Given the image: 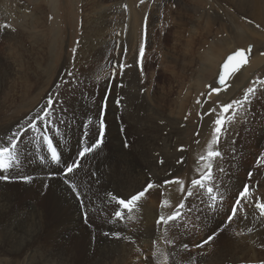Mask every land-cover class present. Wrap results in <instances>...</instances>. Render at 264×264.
<instances>
[{"label": "bare ground", "instance_id": "6f19581e", "mask_svg": "<svg viewBox=\"0 0 264 264\" xmlns=\"http://www.w3.org/2000/svg\"><path fill=\"white\" fill-rule=\"evenodd\" d=\"M110 1L111 0L104 1L106 2L104 10L102 9V7H99V16L94 21V25L87 31L85 40L77 47L76 55L73 59L74 62L72 63L73 65H71V67L73 68L72 73L76 74L74 76H77V74H80L83 69L87 68L83 63H81V61H85L87 63L95 65V67L97 68V75H100L104 78H100L101 83H103L102 87L98 89L93 88L92 90H88L87 87L89 80L78 78V82L74 85H71L74 90L76 89L74 91V95L69 98V101L65 102V104H62V106L64 107H61L60 103L55 102L57 99H63L65 97L64 93L67 88L65 85H67L68 80L71 78L69 76H64L65 74L69 73L68 68H70L69 65L64 64L62 65V67H60L57 78H54L55 81L53 82L52 86L41 93L40 96H38V100L33 107H31L30 104L27 105L25 110H12V103L15 99L14 97H11V91L13 87H15V83H18L20 81L19 83H21L22 85H26L27 89H30V83L28 80L17 78H19L20 75L23 76V74L24 76H29L30 73H28L27 70H30L33 73V66L35 64H29L28 60L30 59L29 57L31 55L29 57L26 56V53H28V50L26 49L27 46L25 47L23 43H16L19 42L20 36L16 28L9 25L10 22L8 16L14 17V10L12 9L11 0H0V25L10 26L0 27V36L2 38V42L9 45L7 46L8 52L12 54V56L8 58H11V60L12 58H14L15 61L17 60L16 63L13 60L10 62L1 61L0 58V137L6 138L7 136L11 135V133L17 128V126L27 129L31 121L36 119L37 116H42L44 114L43 110L50 108L51 110L48 111V119L53 121L54 123L51 125V128L48 130L47 134L53 136L52 139L54 146L57 147L58 154L60 155L59 164H53L50 163L47 159H42V157L46 154L50 156V153H47V146L41 139L42 132L38 130L44 129L46 127V123L37 120V128L28 131L27 134L22 137V141L20 142L21 164L19 168L14 170V172L18 175H29L33 179L31 180V182L27 183L20 180L0 181L1 254L28 255L31 257L45 256L47 258L58 257L59 259H65L76 256H85L86 258V256L114 255V252L121 251V253L124 252L126 255H128L129 258L133 259V257L136 258L137 255L139 256L138 253L142 252L141 249L143 245L147 248H150V246H148V243L158 236L160 224L156 223L158 217L155 211L156 209L154 210L153 208H156L155 206L157 205V197L159 195L158 186L163 180L169 178L171 175L175 174L178 171L176 162L179 158L184 156L182 143L178 139L181 132L185 130L186 123L184 118L186 115L187 103L184 102L179 105L176 104L174 111L173 108L162 104V102H164V99H162L163 97L161 98L158 95V92H149V87L147 88L146 80L143 79L142 75L144 60L142 61L143 57H141L140 55V46L141 44H143L145 54L147 52V49L154 42L153 32L155 28L151 26L153 17L151 12L146 14L145 16L139 15V11L135 9L134 5L131 4V1H129L128 5L125 7L126 21L120 23V25L125 24L129 28L128 36L126 37V44L127 49H130L127 63H124V65L126 66L124 67L123 71L120 70L121 76L115 79V77L106 74L109 69L107 71H104V68H107L106 66H110L106 63L104 66H96L97 63H99L98 65H101V61H98L96 58L100 57V55L104 51H107V49L103 47V44L108 47V40H105V37L108 32L112 31H110V26L114 27V29L116 27L113 24V18L105 20V18L108 17L109 13L111 11L113 12L112 7L108 5ZM114 1L115 3L118 2V5L115 6L116 12H118V14H122L121 11L124 8H120L122 7L120 0ZM142 1L144 2L142 7H145L146 4L149 5V2L145 1H150L151 3L156 2L155 0ZM218 1L220 2L221 0ZM252 3H254V0L252 1ZM252 11L256 13V16L263 17L264 0H257V5ZM140 16H144L143 19L140 18ZM44 21V17L41 15L40 19L36 18V22L33 21L32 28L36 29L37 31V29H39L43 25ZM230 31L233 33L231 29ZM252 35L248 38V40H246L247 38L245 39L246 43L250 41H252L253 43L251 44V54L247 60L248 64H244L246 67L243 65L244 71L242 73L236 72L237 74H234L235 76H230L227 81V85L228 83L229 85L226 89L224 88V86L220 87L224 88V90L222 91L223 94H228L229 92L233 91L238 86L241 79L245 76L246 72L256 67L259 68L260 62L261 65L264 64L263 54H261L264 53V50L261 46L264 41V37ZM233 37L236 40L238 37L240 38L239 34H235V36ZM41 40L43 42L42 37L39 36L38 41ZM5 44L4 46H6ZM112 44L111 50H113ZM34 46H28L29 53H32L33 56H36L39 61L35 59V63H38L40 62V60H42L40 57L41 52L35 50ZM247 46L248 44L244 47V49ZM223 60L221 62H223ZM37 65L40 66L41 64ZM243 66H241L239 70ZM33 77L37 78V74H35ZM261 80H264V77ZM215 86L218 87L216 84ZM212 88L213 86H211L210 90L207 91L206 99L218 94L211 92ZM255 88L257 89V91L250 96L251 102L246 104L243 109L237 110L236 118L233 120L234 127L232 128V121L226 123L224 125L225 132L221 135L219 144L215 145V148H220L222 152L224 151L223 161H234L237 164V168L242 167V163L245 166V163L248 160H253V158L258 159L262 152L260 150L259 155L256 157L258 151L253 150L251 152L252 155L250 154L251 156L247 157V154L250 152V148H255L256 146L246 144L248 142L246 138H240L237 134L239 130L237 129V127L242 123H246V125L248 124V122L250 123V121L253 119V116L260 110V117L264 121V85H260ZM151 91L153 90L151 89ZM106 96L107 106L106 108H103ZM49 97H51L53 101V104L51 106L48 103ZM118 98L121 101L119 105L116 103V100ZM242 98L243 95L239 99ZM14 103H16V101ZM260 103H262L263 105ZM165 108L169 109L170 114H166ZM101 111H104L105 113L104 120L106 124L103 142L98 149L83 158V163L79 171L73 177V181L79 186V191L80 193H82V206L81 200H78L75 193H73L63 182L61 175L50 176L49 174L55 173V171L59 169L61 165V169H63L66 166L64 165L66 162L70 160L75 161L78 158V152L82 147H84L85 145L90 146L91 144L95 143L96 139L99 137L98 129L100 117H98V114L100 115ZM119 116H121V119ZM122 117L127 119V125L131 127L134 136L137 139L127 146H125L127 143L123 139L122 127L119 124V119L121 121L123 119ZM135 126H137L138 128ZM231 130H236V132L232 133ZM55 133L60 135V138H57ZM260 133L262 134V138L264 139V125L260 130ZM162 138L165 139V142L167 144L166 149L163 151L161 150L162 147L160 143ZM240 141L242 142L240 143ZM246 146H248L249 148H247ZM113 148L115 149V153H112ZM137 149L140 150L134 155V151ZM144 164L150 166L151 171L153 172V174L150 176V180H148V178L146 177V167ZM184 165V163L183 166L180 165L182 166V169L183 167L185 168ZM189 168L191 167L189 166ZM218 168L219 166L217 163L214 169L217 170ZM4 174L7 175L8 173ZM129 176H131V178L135 177L137 179V182L134 181L135 184H132L133 186L131 187L133 188L135 186L134 190L132 189V195L142 191L148 183L153 184V193H151L152 191L149 192V189L148 192H146L145 195L139 200L143 201L144 199H146L148 202H139V204H137L138 207L145 210L146 213L148 211L149 214L143 215L140 213H130L131 215H129L128 210H123L125 214L124 218L116 219L114 218V212L117 210L118 205L116 204L115 200L108 196V193H112L114 196H118L119 198H130V194L127 193L129 187ZM237 186L239 185H235V187ZM227 188H222V192H224V194L227 192L229 193V191H232L233 189L231 184L230 187L228 189ZM170 201L174 203L177 202V200L174 201L173 195ZM178 203H180V201ZM170 208L171 207H169V209ZM93 210L97 211V217L94 218L95 221H98L99 219H102V221H94L92 215ZM169 213H171V211ZM169 213L167 214V216L169 215ZM85 214H87V216ZM128 215L131 216L132 219H128ZM147 215L150 216L148 217L149 220L143 219V217ZM127 219L131 223L128 222ZM135 221L140 224L143 230L135 227L136 225L133 224ZM49 223H52V226L50 228L47 227L48 229H45V232L44 226ZM118 231H120L119 238L110 235V233H118ZM132 231H135L136 234H134ZM106 233H109V235H106ZM44 238H48V241H45ZM157 238L156 240H158ZM73 240H79L80 244L76 245V242V244L73 245ZM130 242L132 243V245L127 246V244ZM122 244H124L126 248L119 249V246ZM235 246L236 245H234V247ZM155 247L157 248V246ZM249 247L250 249L252 248V246ZM242 248L244 247L240 246V249L238 248L239 253L241 252ZM163 250H165V247ZM121 253L119 254L121 255ZM256 253L258 252L256 251ZM119 254H116V256L118 257ZM160 255L163 256V254ZM20 258L21 257H19V259ZM191 258H195V256L193 255V257ZM241 258H245V256L238 255L237 262ZM249 258L250 257H248V259ZM52 260L54 261L55 259ZM161 260L164 261L165 259L161 258ZM154 261H157V259ZM124 262L126 263V261ZM10 263L11 262L9 261V264Z\"/></svg>", "mask_w": 264, "mask_h": 264}, {"label": "rangeland", "instance_id": "374dc122", "mask_svg": "<svg viewBox=\"0 0 264 264\" xmlns=\"http://www.w3.org/2000/svg\"><path fill=\"white\" fill-rule=\"evenodd\" d=\"M15 1L11 0L12 9L14 10V17L8 16L10 22L9 25L16 28L20 36L19 42L16 43H23L25 47L27 46L26 49L28 50V53H26V56L29 57L31 55L29 57L30 59L28 60L29 64H35L36 66H33V73L35 72L34 74L30 70H27L28 73H30L29 76H24L23 74V76L20 75L19 78H17L28 80L30 83V89H27L26 85L19 83L20 81L15 83L16 85L14 84L15 87H13L11 91L13 96L11 95V97H14V102L16 101V103H12V110H25L27 105L30 104L31 107H33L38 100V96H40L41 93L52 86L53 82L55 81L54 78H57L58 71L64 64L70 66V68H68L69 73L65 74L64 76H69L71 78L68 80L67 85H65L67 87L64 93L65 97L63 96V99L59 98L55 102L60 103L61 107H64L62 104H65V102L69 101V98L74 95V91L76 89L74 90L71 85L76 84L78 82V78L89 80L87 87L88 90H92L93 88H101L103 83H101L100 78H104L100 75H97V68L95 65L81 61V63H83L87 68L83 69L80 74H77V76H74L76 74L72 73L73 68L71 65H73L72 63L74 62L73 59L76 55L77 47L85 40L87 31L94 25V21L99 16V7H102L103 10L105 9L106 2L104 1L106 0ZM129 1H131V4L134 5L137 11H139V15L145 16L151 12L153 17L154 23L152 22L151 26L155 28L153 32L154 42L147 49V52L145 54L143 53V56H141L143 57L142 61L144 60L142 75L143 79L146 80L147 88L149 87V92H158V95L164 99L162 104L173 108L174 111L176 104L179 105L184 102L187 103L185 115L186 119L184 118L186 126L185 130L181 132L178 139L182 143L184 156L179 158L176 162L178 171L169 178L163 180L158 186L159 195L157 197V205L155 206L156 208H153L154 210L156 209L155 211L158 218L162 215H165L166 217L170 211L171 213L175 211L176 205L179 204L178 202L183 200L184 207L180 209L183 214L182 218L176 222H170L167 226L160 224V229L158 232L159 237H156L158 240H156V238L152 239L148 243L150 248H147L143 245L141 249L142 252L138 253L139 256L137 255V257H133V259L129 258L124 252L121 253V251L114 252V255L86 256V258L85 256H76L65 259H59L58 257H56V259L55 257H31L28 255H10L0 253V264L1 262L2 264H9V261L11 262L10 264H138L139 262H141L139 264H177L178 262V264H264V217H260L259 210L255 208V201L257 198H259L261 202H264V157H261V155L258 157L261 158L260 163H258L257 158H253V160L246 161L245 166L242 163V167L237 168L236 162L223 161L224 151L222 152L220 148H215V145H213L212 150H219L222 153L220 156L222 159L218 157L211 161L214 163L212 170L213 181H206L205 183L206 185L214 184L218 193L223 195V200L220 201L218 198L216 204L212 207H209L212 202L209 200V194L207 193L206 189L203 190L199 188H193V192L195 193L193 196L185 195L188 188L191 186V181L193 179H198L205 171L204 163L199 161L198 157L205 155L208 150L207 145L210 142L212 129L215 127L213 121L217 118V113L219 112L220 106L223 104H228L233 100H238L248 87L260 86L261 84L259 81H261V79L264 77V64L261 65L260 62L259 68L256 67L246 72L245 76L241 79L238 86L233 91L229 92L228 94H223L222 91L224 88H221V91L218 94L206 99L207 91L210 90L211 86L216 87L214 80L219 69L218 66L223 58L239 47L244 48L247 44H253L252 41L246 43V40H248L252 34V36L264 37V16L258 17L256 16V13L252 11L257 5V0H254V3H252L253 0H221L220 2L218 0H155L156 2L153 3L150 1H145L149 2V5L146 4L145 7L143 6L144 8L142 7L144 4L142 0H120V3L122 4V7L120 8H124L121 11L122 14H118V12H116L115 6L118 5V2L115 3L114 0H111L108 5L112 7L113 12L111 11L105 20L113 18V24L116 27L114 29V27L110 26V31H112L108 32L105 37V40H108V47L103 44V47L107 49V51H104L100 57L96 58L98 61H101V65H98L99 63H97L96 66H104L105 63L110 65L106 66L107 68H104V71L109 69L106 74L115 77V79L121 76V71L116 65L121 63L126 64L130 54V49H127L126 44V37L128 36L129 28L125 24L120 25L121 22L126 21L125 7L128 5ZM248 6L252 7L249 8ZM41 15L44 17L45 21L43 25L36 31V29L32 28L33 21L36 22V18L40 19ZM144 16H140V18L143 19ZM255 24L259 25V27H257ZM230 29L233 31V33L230 31ZM235 34H239L240 38L238 37L236 40L233 37ZM39 36L42 37L43 42L42 40L38 41ZM4 44L5 43L2 42V38L0 36L1 61L10 62L13 60L17 63V60L15 61L14 58H12V60L11 58H8L11 57L12 54L8 52L7 46L9 45L5 44L6 46H4ZM111 44L113 45V50H111ZM32 45H35V50L41 52L40 57L42 60H40L38 63H35V59H37L36 56H33L32 53H29L28 46ZM261 46L264 50V41ZM261 54H263L264 58V53ZM37 64L41 65L38 66ZM244 66L239 71H237V73H242L244 71ZM237 73H235V75ZM35 74H37V78L33 77ZM151 89L153 91H151ZM168 108H165L166 114H170ZM210 109H216V112L208 114ZM260 112L261 110L253 116V119L250 121V123L248 122L247 125L246 123H242L237 127V129H239L237 133L239 137H245L248 141L246 144L256 146L255 148L250 146L252 148H250V152L247 154V157L252 155L251 152L253 150L258 151L256 157L259 155L260 150L262 151L261 153H264V139L260 133V130L263 128L264 121L260 117ZM98 117H100L99 114ZM119 117L121 119V116ZM120 119L119 124L122 127L123 139L127 145H130L137 139L135 138L131 127L127 125V119L123 118L124 120L122 119L121 121ZM233 127L234 123L232 121V128ZM231 131L232 133L236 132V130ZM55 135L57 138H60V135L57 133H55ZM50 137L53 138V136ZM241 142L242 141H240V143ZM160 143L162 147L161 150H165L167 147L165 139L162 138ZM246 147L249 148L248 146ZM139 150L140 149L135 150L134 155ZM112 153H115L114 148L112 149ZM71 162H73V160L66 162L64 165ZM183 163L185 164V168L183 167L182 169ZM217 163L219 166V171L218 169H214ZM189 166L191 168H189ZM145 167L146 177L148 180H150V176L153 174V172L151 171L150 166L145 165ZM61 168L62 165L55 171V173H59ZM62 170L63 169L60 170V173H62ZM250 171L252 173L251 177L248 175ZM177 179L184 183V193L180 191V185L178 183H164L166 180L174 181ZM134 181L137 182L135 177H128L129 187L127 193L130 194V196L132 195L131 192L135 188V186L131 188L135 184ZM230 184L233 188L232 191L224 194V192H222V188H229ZM245 184L250 186L251 196L242 204L244 211L239 212L237 216L234 217L233 221L229 223L227 222V216L231 212V206L235 202L239 191L243 189ZM235 185L239 186L235 187ZM149 192L153 193V189L151 188ZM172 195L174 196V201L177 200V202L174 203L170 201ZM165 200L169 203L167 206L162 207L161 202ZM145 201L148 202L146 199H144L143 201H138L137 204H139V202L141 203ZM169 207L173 209H169ZM130 213H140L143 215L149 214L148 211L146 213V211L138 207V205H136L128 214L131 215ZM171 213H169V215ZM92 215L93 219L96 218L97 211L93 210ZM144 217L143 219L149 220L148 217L150 216L147 215ZM100 221H102V219ZM127 221L130 222L128 219ZM133 224L136 225L135 227L142 229L137 221H135ZM51 226L52 223L45 225L44 230H47ZM249 228L252 229L251 232L248 231ZM119 232L120 231H118V233ZM132 232L136 234L135 231ZM214 233V239L205 245L204 248L196 247V245L200 244L202 241L206 240L209 235H213ZM44 239L45 241H48V238ZM168 241H173V243H168ZM72 244L79 245L80 242L79 240H73ZM130 245H132L131 242L127 244V246ZM184 245H187V248L183 247ZM234 245L236 246L234 247ZM155 246H157V248ZM240 246H243L244 248H242L241 252L239 253ZM249 246H252V248L250 249ZM164 247L167 252L163 250ZM124 248H126L124 244L119 246V249ZM256 251L258 253H256ZM119 253H121V255L124 254L125 256H121ZM116 254H119L118 257ZM160 254H163V256ZM193 255L195 258H191ZM238 255H244L245 258H241L237 262ZM160 256L162 259H165L166 256L169 257L166 261H163L161 260ZM19 257L22 259L20 258V260ZM248 257L251 259H248ZM52 259L55 260L53 261ZM156 259L157 261H154ZM127 260L131 261L129 262ZM124 261H126V263Z\"/></svg>", "mask_w": 264, "mask_h": 264}, {"label": "snow or ice", "instance_id": "6c2138e0", "mask_svg": "<svg viewBox=\"0 0 264 264\" xmlns=\"http://www.w3.org/2000/svg\"><path fill=\"white\" fill-rule=\"evenodd\" d=\"M0 27H10L9 25H0ZM259 27V25H257ZM251 46L247 51L245 50H237L233 55H229L227 59L224 61L222 68L219 73L218 81L219 84L227 88V81L228 78L234 75L242 64L247 63L245 56L246 54H250ZM144 53V46L141 44L140 46V55L143 56ZM126 65L119 64L118 67L121 71H123ZM71 75V74H70ZM261 85H264V80L259 81ZM221 88L213 87L211 92L219 93ZM257 89L255 87H248L242 99L233 100L228 104H223L220 106L219 112L217 113V118L213 121L215 127L212 129V135L210 138V142L207 145V152L205 155H201L198 157L199 161L204 163L205 171L198 179H193L191 181V186L188 188L187 192L185 193L186 196H193L195 193L193 192V188L199 189H206L207 193L209 194V200L212 202L209 207H212L216 204L218 198L220 201L223 200V195L218 193L214 184L206 185V181L211 182L213 181V161L215 158H218L222 155L219 150H212L213 145H218L220 141L221 135L225 132L224 125L233 121L236 118L237 110L243 109L244 106L250 103V96L253 95ZM120 99L116 100V103L120 104ZM49 105L53 104L51 97H49L48 101ZM107 106V96L105 97V104L103 105L104 108ZM235 106V108H234ZM51 109H45L44 114L42 116H37L36 119L31 121L28 125V128L25 129L23 127L17 126V128L11 133V135L7 136L6 138L0 137V181H13V180H20L25 183L31 182L33 179L29 175H18L14 172L15 169L20 167L21 164V149H20V142L22 141V137L27 134L28 131L37 128V120L46 123V127L44 129H38L42 132L41 139L47 146V153L49 155H45L42 159L49 160L50 163L59 164L60 163V155L58 154L57 147L54 146L53 139L50 137L47 132L51 128V125L54 123L53 121L48 119V111ZM216 112V109H210L208 114ZM104 111H101L100 120H99V137L96 139L95 143L91 144L90 146H85L78 152V158L71 162L67 163L66 166L63 168L62 173H50L49 175H61L63 182L68 186V188L75 193L76 198L81 200L82 203V193L79 191V186L73 181V177L79 171L82 163L83 158L86 157L88 154L93 153L96 149H98L102 142L103 137L105 134L106 124L104 120ZM127 146V144L125 145ZM261 157H264V153H261ZM261 162V158H258V163ZM4 173H8L5 175ZM95 175V174H93ZM249 177L252 176V173L249 172ZM165 184L171 183H178L180 185V191L182 193L185 192V186L182 181L179 179L174 181H164ZM153 188L152 183H148L147 186L140 192L131 195L130 198L124 199L119 198L118 196H114L112 193H108V196L115 200L116 204L118 205L117 210L114 212V218L116 219H123L124 214L123 210H128L129 212L137 205V202L148 192L149 189ZM251 196L250 186L245 184L243 189L239 191L238 196L235 199V202L231 206V212L227 216V222H232L234 217L237 216L239 212L244 211L242 204L249 199ZM168 201H162L161 205L167 206ZM83 206V203H82ZM184 207V201L182 200L179 204L176 205V210L173 211L167 217L160 216L156 223L163 224L165 226L169 225L170 222H176L177 220L182 218V212L180 209ZM255 208L259 210V216L264 217V202H261L259 198L255 201ZM87 216V214H85ZM128 219H132L131 216ZM249 232L252 231L251 228L248 229ZM109 235V233H106ZM110 235L116 236L119 238V233H110ZM215 233L213 235H209L206 240L202 241L200 244L196 245V247H204L210 241L214 239ZM168 243H173V241H168ZM183 247L187 248V245ZM168 257H165L167 260Z\"/></svg>", "mask_w": 264, "mask_h": 264}, {"label": "water", "instance_id": "95a60500", "mask_svg": "<svg viewBox=\"0 0 264 264\" xmlns=\"http://www.w3.org/2000/svg\"><path fill=\"white\" fill-rule=\"evenodd\" d=\"M249 46H251V45H248L245 49H244V48H238V49L232 51V53L226 55V57L224 58L223 62L220 63V66H219V69H218V73H217V75H216V77H215V80H214L215 83H216V85H217L218 87H222V85L219 84L218 77H219V73H220V70H221V68H222V65H223L224 61L227 59V57H228L229 55H233L237 50H241V49H242V50L247 51V50L249 49ZM250 54H251V51H250ZM250 54H246V56H245L246 61L248 60V57L250 56ZM243 65H244V64H242L241 66H243ZM229 78H230V77H229ZM229 78H228V79H229Z\"/></svg>", "mask_w": 264, "mask_h": 264}]
</instances>
